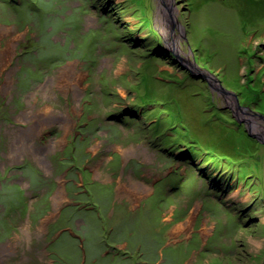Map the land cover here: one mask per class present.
Segmentation results:
<instances>
[{"label":"rangeland","instance_id":"obj_1","mask_svg":"<svg viewBox=\"0 0 264 264\" xmlns=\"http://www.w3.org/2000/svg\"><path fill=\"white\" fill-rule=\"evenodd\" d=\"M202 69L264 136V0H0V264H262L264 143Z\"/></svg>","mask_w":264,"mask_h":264},{"label":"water","instance_id":"obj_2","mask_svg":"<svg viewBox=\"0 0 264 264\" xmlns=\"http://www.w3.org/2000/svg\"><path fill=\"white\" fill-rule=\"evenodd\" d=\"M172 49V52H173V54L174 55H176L177 56V58L179 59V60H182L183 58H184V56H182V55H179L177 52H176V50H174L173 48H171ZM201 69V68H200ZM205 70V69H204ZM196 75V74H195ZM198 75H203L205 78H208V80H209V83H210V85H212V87L213 88H215L217 91H219V92H223L224 90H226V91H228V92H230L232 95H234L235 96V104H236V106H237V108H238V110H235L234 112H233V114H234V117L235 118H237V120L240 122V123H243L244 124V127H246V130L248 131V133L252 136V137H254V138H256L257 140H259V141H261L262 143H264V136L262 135V133L260 132V131H257L256 130V126H255V123H254V121L252 120V118L250 117V116H248V115H246V109H250L251 111H252V109H251V107L249 106V105H242L240 102H239V99H238V97H237V95L234 93V92H232V91H229L227 88H223V86L222 85H220V83H219V81H216L215 80V78H213V73L212 72H210V71H208V70H205V71H203V69H202V72H200ZM210 79H214V81H216V82H218V85L216 84V83H211L210 82ZM220 85V86H219ZM253 112V111H252ZM254 113V112H253ZM241 115H246L245 117H242ZM262 264H264V259H263V262H262Z\"/></svg>","mask_w":264,"mask_h":264},{"label":"flooded vegetation","instance_id":"obj_3","mask_svg":"<svg viewBox=\"0 0 264 264\" xmlns=\"http://www.w3.org/2000/svg\"><path fill=\"white\" fill-rule=\"evenodd\" d=\"M61 120H62V118H61ZM62 121H63V120H62ZM69 122H70V121H69ZM28 129H30V131L32 132V128H28ZM28 129H25V130L21 131V133L25 132V135H24V136H25V139L30 140L29 136L26 135ZM32 140H33V139H32ZM32 145H33V144H32ZM32 145H31V146H32ZM37 148H38V147H37ZM37 148H36V149H37ZM38 149H39V148H38ZM45 150H46V148H45V149H39V150H38V153L41 154V157H42V156L44 157ZM39 158H40V157H39ZM40 159H41V160H44L45 157H44L43 159H42V158H40Z\"/></svg>","mask_w":264,"mask_h":264},{"label":"bare ground","instance_id":"obj_4","mask_svg":"<svg viewBox=\"0 0 264 264\" xmlns=\"http://www.w3.org/2000/svg\"><path fill=\"white\" fill-rule=\"evenodd\" d=\"M169 38H170V37H168V39H169ZM168 39H167V40H168ZM173 39H174V38H173ZM173 41H174V40H173ZM171 44H172V43H171ZM172 45H173V46H176L177 44H176V42H175V43H174V44H172Z\"/></svg>","mask_w":264,"mask_h":264},{"label":"trees","instance_id":"obj_5","mask_svg":"<svg viewBox=\"0 0 264 264\" xmlns=\"http://www.w3.org/2000/svg\"><path fill=\"white\" fill-rule=\"evenodd\" d=\"M151 30H154V28H153V27H151Z\"/></svg>","mask_w":264,"mask_h":264}]
</instances>
